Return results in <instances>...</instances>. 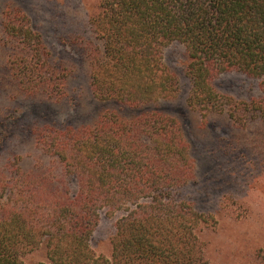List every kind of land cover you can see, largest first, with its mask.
Instances as JSON below:
<instances>
[{"label": "trees", "instance_id": "obj_1", "mask_svg": "<svg viewBox=\"0 0 264 264\" xmlns=\"http://www.w3.org/2000/svg\"><path fill=\"white\" fill-rule=\"evenodd\" d=\"M88 29V48L70 51L98 107L46 121L25 101L69 97L70 53L54 55L21 10L0 14V264L41 246L38 264H209L200 234L218 220L197 208L190 145L160 107L179 92L163 54L182 47L185 102L203 121L264 123V0H99ZM231 73L261 96L221 93L216 79ZM230 204L220 208L240 218ZM102 213L120 214L109 257L92 247Z\"/></svg>", "mask_w": 264, "mask_h": 264}, {"label": "rangeland", "instance_id": "obj_2", "mask_svg": "<svg viewBox=\"0 0 264 264\" xmlns=\"http://www.w3.org/2000/svg\"><path fill=\"white\" fill-rule=\"evenodd\" d=\"M98 2L0 0V14L8 7L21 10L54 55L65 57L70 53L69 60L75 71L68 84L69 97L61 103L40 105L25 101L27 108L35 109L46 121L87 119L98 107L86 86L85 64L79 65L80 56H73L70 51V47H75L80 55L82 48H88V21ZM163 62L177 76L179 92L176 99L162 102L160 107L179 120L190 145L197 166L191 189L197 208L215 213L218 220L214 229L200 234L206 259L209 264H264V123L237 128L222 116H211L203 121L185 102L189 85L184 76L186 56L182 47L175 44L167 47ZM216 87L221 93L240 100L261 96L258 81L236 73L216 79ZM227 196L233 201L229 208L240 218L227 217L220 208ZM119 216V213L101 214L92 239L96 254L110 256L109 241ZM24 261L26 264L45 262L44 247L26 255Z\"/></svg>", "mask_w": 264, "mask_h": 264}]
</instances>
